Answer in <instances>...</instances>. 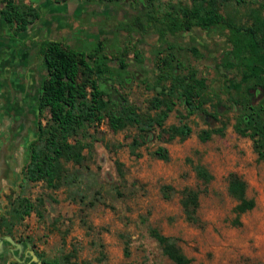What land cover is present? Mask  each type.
Here are the masks:
<instances>
[{
	"label": "rangeland",
	"instance_id": "rangeland-1",
	"mask_svg": "<svg viewBox=\"0 0 264 264\" xmlns=\"http://www.w3.org/2000/svg\"><path fill=\"white\" fill-rule=\"evenodd\" d=\"M14 1L31 3L41 15L15 35L2 20L10 46H37L40 38H51L77 49H91L102 36H107L113 47L127 46L126 69H117L112 60L113 81L108 83L114 96L123 97L137 114L153 116L149 101L154 96L158 60L166 56H171L177 75L195 68L196 77L204 79L203 97L208 99L201 106L204 112L188 115L175 100L163 126L179 124L181 116L191 129L183 139L168 138L164 129L156 126L141 131L130 124L114 131L106 117L87 125L76 135L83 145L80 162L67 163V180L54 188L23 178L29 143L36 133L18 137L16 145L20 146L12 148L15 162L7 166L0 180V233L11 234L35 251L42 264H172L148 235L152 226L176 241L188 264H264V160L257 157L252 140L233 127L239 110L229 104L225 83L239 76L234 67H219L230 48L228 31L192 27L160 35L157 23L144 16L147 0L111 4L105 0ZM257 1L218 0L217 6L221 14L246 22L248 7H256ZM151 2L157 16L167 9L168 2L190 4V0ZM2 4L0 0V7ZM130 14L139 15L143 22L140 36L118 32L119 23L128 22ZM142 46L149 49L146 56L141 55ZM189 46H197L203 56L195 57ZM134 49L139 50L137 57L131 55ZM38 58L37 54L35 63L40 66ZM169 82L167 78L160 83L168 86ZM255 97L257 100L258 95ZM35 121L46 126L47 111H39ZM222 124V134L198 139L201 129ZM157 146L166 150L167 160L156 157ZM197 165L211 174L209 182L203 184L195 175ZM229 173L244 180L245 196L254 201V206L239 216V224L232 222L236 201L226 190ZM184 187L199 192L192 221L186 219L179 203ZM26 202L34 209L20 217ZM125 240L127 256L123 254Z\"/></svg>",
	"mask_w": 264,
	"mask_h": 264
},
{
	"label": "trees",
	"instance_id": "trees-1",
	"mask_svg": "<svg viewBox=\"0 0 264 264\" xmlns=\"http://www.w3.org/2000/svg\"><path fill=\"white\" fill-rule=\"evenodd\" d=\"M116 3L118 0H105ZM226 1V0H220ZM239 1V0H238ZM218 0H190V4L168 2L160 15L154 14L151 0H147L144 16L151 23H157L160 35L165 32L175 33L192 27L207 29L211 26L228 31L230 48L227 49L219 66L224 70L234 67L238 79L225 83L227 99L230 105L237 107L239 114L234 130L241 136L252 140L253 150L259 159L264 160V0H258L256 7H248L247 21L239 22L233 17L218 11ZM40 13L31 3L3 0L0 18L15 35L24 31L40 17ZM129 24H122L129 35H141L144 31L139 15H132ZM101 40L95 41L91 49H77L60 41L44 38L39 41L37 53L41 59L44 78L38 96V109L48 113L46 126L38 124L36 139L29 143V154L22 174L30 182L42 181L48 187H58L67 180L66 164L79 163L83 145L76 135L89 124L106 117L112 130H119L126 125H136L141 131L156 126L164 129L168 138L183 139L190 132V127L182 122L164 128L163 122L172 110L175 100L185 107V115L204 110L202 104L208 98L203 97L204 79L196 77L195 68H188L183 75L174 73L176 66L171 63V56L158 60L160 66L153 86L150 109L153 116H141L130 107L123 97H116L111 91L112 70H125L128 62L126 48H117L119 56L104 53ZM114 47L112 51H114ZM195 57L200 54L192 46L188 48ZM135 54H137L135 52ZM138 56V55H137ZM114 60V65L112 64ZM170 79L168 86L161 85L163 79ZM160 86V90L156 87ZM255 94L258 95L256 99ZM224 124L220 127L201 129L197 133L199 140H206L212 134H222ZM157 158L167 160L166 150L157 146L154 150ZM195 175L203 184L211 180V174L200 165L195 166ZM227 193L236 201L233 211L234 224H239V216L254 206L252 198L245 196V182L235 173H229L226 184ZM198 190L184 187L179 199L186 219H195L198 205ZM34 206L30 202L23 205L20 217L28 214ZM148 235L156 242L160 252L172 264H188L189 259L182 252L176 241L149 227ZM123 254H129L128 241H124Z\"/></svg>",
	"mask_w": 264,
	"mask_h": 264
},
{
	"label": "flooded vegetation",
	"instance_id": "flooded-vegetation-1",
	"mask_svg": "<svg viewBox=\"0 0 264 264\" xmlns=\"http://www.w3.org/2000/svg\"><path fill=\"white\" fill-rule=\"evenodd\" d=\"M132 15L135 14L129 15L128 22H118V32L125 31L123 28H120V25L130 23L129 21ZM134 34L137 35L136 33ZM42 39L44 38H40L38 43ZM96 40H101L102 45L104 46V52L111 53L112 55L114 54L115 57H118V52H121L117 51L118 47H124L127 49V46H120L117 44L115 45L116 47H114L115 50L112 51V42H110L111 40L108 41L107 36H102L101 38L95 39V41ZM194 47L199 52V57H202L203 53L201 50L197 46ZM137 49H134L131 52L133 57H137L139 53V50L137 51ZM140 50L143 52V54H141L142 56H146V52L149 51L147 46H142ZM135 52L137 54H135ZM44 75L42 66L36 65L35 71L26 82L22 79L16 82H8L3 77H0V180L4 177L7 166L10 165L12 161L13 164L15 162V158L12 155V148L20 146V143L19 145H16L18 137L24 138L26 136L33 135L34 133L37 135L39 122L37 123L35 121V115L41 111L38 109V96L41 91V82ZM7 236L13 241V243H10L5 239ZM29 251L32 250L25 248L23 243L18 241L16 238H13L11 234L5 232L0 233V264L12 261L22 263L25 260H32ZM32 252L37 257V253L35 251Z\"/></svg>",
	"mask_w": 264,
	"mask_h": 264
},
{
	"label": "crops",
	"instance_id": "crops-1",
	"mask_svg": "<svg viewBox=\"0 0 264 264\" xmlns=\"http://www.w3.org/2000/svg\"><path fill=\"white\" fill-rule=\"evenodd\" d=\"M6 31L8 30L4 24L2 25V20L0 19V77H3L8 82H16L21 79L26 82L36 69L37 46H28L26 44L10 46L11 41L6 38ZM32 58L33 60L31 61ZM38 60L39 65H41L40 56Z\"/></svg>",
	"mask_w": 264,
	"mask_h": 264
},
{
	"label": "water",
	"instance_id": "water-1",
	"mask_svg": "<svg viewBox=\"0 0 264 264\" xmlns=\"http://www.w3.org/2000/svg\"><path fill=\"white\" fill-rule=\"evenodd\" d=\"M219 67H220V66H219ZM157 88L159 89V87H157ZM5 239H6L8 242L13 243V241H12L8 236L5 237ZM17 246H18V245H17ZM29 254H30L32 260L36 261L37 264H42V262H41L40 260L37 259V257L33 254L32 251H29Z\"/></svg>",
	"mask_w": 264,
	"mask_h": 264
}]
</instances>
